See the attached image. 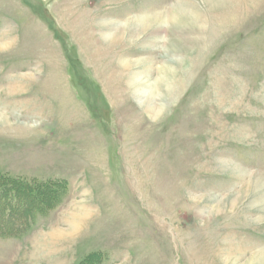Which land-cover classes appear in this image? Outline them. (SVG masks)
I'll return each mask as SVG.
<instances>
[{
  "label": "rangeland",
  "instance_id": "obj_1",
  "mask_svg": "<svg viewBox=\"0 0 264 264\" xmlns=\"http://www.w3.org/2000/svg\"><path fill=\"white\" fill-rule=\"evenodd\" d=\"M0 190V264H264V0H0Z\"/></svg>",
  "mask_w": 264,
  "mask_h": 264
},
{
  "label": "trees",
  "instance_id": "obj_2",
  "mask_svg": "<svg viewBox=\"0 0 264 264\" xmlns=\"http://www.w3.org/2000/svg\"><path fill=\"white\" fill-rule=\"evenodd\" d=\"M5 191V190H4ZM3 192V190H0V207H1V205H4L5 207H7V209H10V195H11V192H7V195L6 194H4V193H2ZM12 196H13V194H12ZM21 198V196L20 195H18L17 196V198ZM23 198V197H22ZM24 201V205H25V208H27V207H29V209L31 210V212H32V208H31V205H29L30 204V201L28 202V200L27 199H23ZM30 210H29V212H30ZM30 212V213H31ZM32 214V213H31ZM26 226V225H25ZM25 226H23V227H25ZM4 234H8V233H4Z\"/></svg>",
  "mask_w": 264,
  "mask_h": 264
}]
</instances>
